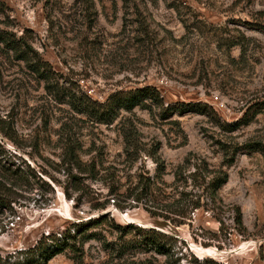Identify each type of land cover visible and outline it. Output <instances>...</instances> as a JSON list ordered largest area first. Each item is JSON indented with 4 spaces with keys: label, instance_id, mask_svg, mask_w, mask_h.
<instances>
[{
    "label": "rangeland",
    "instance_id": "rangeland-1",
    "mask_svg": "<svg viewBox=\"0 0 264 264\" xmlns=\"http://www.w3.org/2000/svg\"><path fill=\"white\" fill-rule=\"evenodd\" d=\"M0 30L47 63L40 74L0 43L1 257L104 217L88 230L96 238L76 242L81 264H264V0H0ZM145 84L160 106L101 119L111 92ZM178 101L204 104L167 108ZM230 157L219 232L192 164ZM127 223L172 235V258L119 253L133 234L115 225Z\"/></svg>",
    "mask_w": 264,
    "mask_h": 264
},
{
    "label": "trees",
    "instance_id": "trees-1",
    "mask_svg": "<svg viewBox=\"0 0 264 264\" xmlns=\"http://www.w3.org/2000/svg\"><path fill=\"white\" fill-rule=\"evenodd\" d=\"M6 33V31L0 30V43L19 52L24 59L34 60L33 65L35 66L34 68L36 71H39L41 65L47 64L45 61L40 62L37 59L35 61V55H33L35 51L22 35L17 38H12ZM39 73L41 74L42 72L39 71ZM161 100L162 97L159 90L152 84H145L130 89L115 90L111 92L104 101L99 103V106L101 107V119L103 121H111L120 110H131L136 106H160ZM175 104L179 107H174L172 105L166 106L168 109L178 110L179 113H184L190 110L197 112L200 111V109L196 107H193L192 109H185L188 104L199 106L204 103H184L182 101H178ZM257 111V109L252 111L249 109L245 111L243 115L239 119L233 121L230 126L237 128L240 125L247 124ZM233 160L234 158L230 157L229 159L222 161L218 167H209L208 163H206L204 159H202L200 163L192 164L195 169L199 170L201 173V177L203 179L201 187L206 198L213 203V205L208 208L213 211V216L219 223V232H224L226 227L223 219L220 217V206L216 205L218 202H221L217 192L218 189L227 181V167L232 164ZM12 172L16 176H22V174H20V170H13ZM4 190L5 187L0 185V194L4 192ZM3 203L4 199H2L0 195V205H3ZM200 205L201 204L198 203L193 207H198ZM234 208V221L235 223L242 225L241 211L237 206ZM103 218L104 217L90 218L80 223L72 222L61 231L42 233L31 246L16 250L14 253H9L3 257L0 256V264H9L8 259L11 258H13V260L10 264H48L52 257L65 251L66 249L73 252V259L75 263L81 264L82 254L78 253L81 249L79 246H76V242L81 245L86 239L96 238V232L88 230L97 225L101 220H103ZM115 228L122 232L123 236L127 233L133 234L132 237L128 239H123L124 237H122V242L117 248H115L119 251V253H125L130 249H140L142 251H154L157 254L172 258L173 253L171 252V249L174 245V238L172 235L153 227H142L133 223H127L125 225L116 224ZM260 250L261 254L264 255V242L260 244ZM173 260L174 264L177 263L179 261L178 256H176V259L174 258ZM195 260L197 259L195 258ZM200 261L205 264H216L213 259L208 257H203Z\"/></svg>",
    "mask_w": 264,
    "mask_h": 264
}]
</instances>
